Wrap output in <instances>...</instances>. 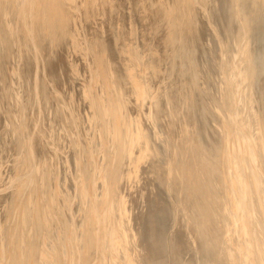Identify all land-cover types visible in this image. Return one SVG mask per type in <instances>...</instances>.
<instances>
[{"label": "rangeland", "instance_id": "rangeland-1", "mask_svg": "<svg viewBox=\"0 0 264 264\" xmlns=\"http://www.w3.org/2000/svg\"><path fill=\"white\" fill-rule=\"evenodd\" d=\"M235 62H241L243 73L237 79L242 90L234 94L237 121L251 122L245 126L251 130V143L241 148L231 132L233 103L227 100ZM137 108L140 119L134 115ZM140 126L150 133L152 153L150 146L144 150L140 146L146 133ZM263 132L264 0H0L2 264H47L49 255L55 263L48 264H133L134 259L122 252L139 258L136 253L144 247L164 259L171 247L172 254L186 255L185 264H238L233 248L243 242L245 220L235 216L241 211L233 200L237 190L231 180L237 158L249 164L255 154L264 188L259 144ZM151 155L158 158V179L144 168ZM69 170L71 178H77L75 194ZM246 174L253 202L245 211L251 210L255 238L264 254V194L255 190L253 178ZM174 175L176 188L168 184ZM94 180L104 220L115 226L116 207L125 216L110 241L105 228L96 225L87 201ZM184 197L193 202L192 211ZM212 234H218L220 243ZM91 249L104 254L90 255ZM261 252L253 264H264Z\"/></svg>", "mask_w": 264, "mask_h": 264}, {"label": "bare ground", "instance_id": "bare-ground-1", "mask_svg": "<svg viewBox=\"0 0 264 264\" xmlns=\"http://www.w3.org/2000/svg\"><path fill=\"white\" fill-rule=\"evenodd\" d=\"M22 1H24V0H22ZM95 1V0H94ZM150 1V0H149ZM164 1V0H163ZM83 2V1H82ZM97 2V1H96ZM111 2H113V1H111ZM154 2V1H153ZM162 2V1H161ZM235 2V1H234ZM64 3V2H63ZM85 3L86 2H84V5H85ZM95 3V2H94ZM98 3V2H97ZM100 3H103V2H101L100 1ZM120 1H119V5H120ZM123 3V2H122ZM121 3V4H122ZM138 3V2H137ZM136 3V4H137ZM140 3V2H139ZM165 3V2H164ZM167 3V2H166ZM236 3H238V2H236ZM188 4V3H187ZM83 5V4H82ZM97 5V4H96ZM125 5V4H124ZM138 5V4H137ZM154 5V4H153ZM160 5V4H159ZM162 5V4H161ZM40 6V5H39ZM78 6V5H77ZM140 6H141V3H140ZM143 6H144V4H143ZM148 6V5H147ZM155 6V5H154ZM154 6H153V8H154ZM97 7V6H96ZM99 7V6H98ZM159 7V6H158ZM236 7V6H235ZM56 8V7H55ZM76 8V7H75ZM100 8V7H99ZM108 8V7H107ZM152 8V7H151ZM237 9V8H236ZM44 10V9H43ZM79 10V9H78ZM84 10V9H83ZM145 10V9H144ZM150 10V9H149ZM153 10V9H152ZM159 10V8L156 10H154V11H158ZM167 10V9H166ZM139 11H140V8H139ZM163 11V10H162ZM168 11V10H167ZM174 11V10H173ZM77 12V11H76ZM75 12V13H76ZM83 12V11H82ZM153 12V11H152ZM165 12V11H164ZM163 12V13H164ZM238 12V11H237ZM33 13V12H32ZM156 13V12H155ZM167 13V12H166ZM170 13V12H169ZM106 14V13H105ZM171 14V13H170ZM238 14V13H237ZM32 15V14H31ZM159 15H161V14H159ZM158 15V16H159ZM67 16V15H66ZM109 16V15H108ZM79 17V16H78ZM238 17V16H237ZM58 18V17H57ZM62 18V17H61ZM72 18V17H71ZM239 19V18H238ZM243 19V18H242ZM76 21H77V19H76ZM240 21V20H239ZM89 26V25H88ZM71 27V26H70ZM74 27V26H73ZM76 27V26H75ZM66 30V29H65ZM76 30H79V29H77V27H76ZM129 31V30H128ZM71 32V31H70ZM249 32V31H248ZM249 35V34H248ZM131 36V35H130ZM245 36H247L246 34H245ZM69 37V36H68ZM242 37V36H241ZM70 38H72V37H70ZM80 38V37H79ZM246 38V37H245ZM84 40V39H83ZM243 40L244 39H242V41L241 42H243ZM74 41V40H73ZM81 41V40H80ZM136 42V41H135ZM97 43V42H96ZM247 44V43H246ZM105 45H106V43H105ZM242 45V44H241ZM240 45V46H241ZM107 46V45H106ZM246 46V45H245ZM133 47V46H132ZM135 47V46H134ZM238 48H239V45H238ZM240 48H243L244 49V47H240ZM82 50V49H81ZM83 51H84V49H83ZM82 51V52H83ZM86 51V50H85ZM102 51V50H101ZM105 52V51H104ZM107 52V51H106ZM105 52V54H107ZM86 53V52H85ZM89 53V52H88ZM85 55V54H84ZM88 55V54H87ZM108 55V54H107ZM101 56V55H100ZM139 56V55H138ZM89 57V56H88ZM77 58V57H76ZM81 58V57H80ZM101 58H102V56H101ZM141 57H139V59H140ZM84 59H85V57H84ZM142 59V58H141ZM75 60H77V59H74V61L73 62H75ZM82 60V59H81ZM86 60V59H85ZM151 60V59H150ZM111 61V60H110ZM81 62H83V61H81ZM86 62V61H85ZM101 62V61H100ZM112 62H110V64H111ZM241 62H235V76H233V74H231V75H229V76H233V90H232V88H231V84L232 83H230L229 84V80H227V82H225V84L227 85V84H229V90L231 91V93H230V96H227V100H230V104H232L233 103V107L230 105V104H228L229 106H231V114H229V118H230V122H231V128H232V130H231V132H233L232 134H233V136H235L237 139H239V148H241V145L242 146H245L246 144L247 145H249L250 143H251V140H252V137H250L249 136V130H245V126H249V124H251V122H249V120H247V125H245V122H244V124H242V123H240V121H239V124H238V121H237V110H235V108H237V96H234V94H235V92H237V90L239 89V90H242V89H240V87H238L239 85V80H237V79H239V77L240 76H242V72H241V69H239V64H240ZM76 64H77V62H76ZM81 64V63H80ZM85 64V63H84ZM108 64V63H107ZM72 65H73V63H72ZM85 65H87V64H85ZM106 65V64H105ZM148 65V64H147ZM74 66H77V65H74ZM83 66V65H82ZM109 66H111V65H109ZM231 66H233V63H231ZM231 66H229V70H231ZM101 67V66H100ZM105 67H107V66H105ZM74 68H76V67H74ZM90 68V67H89ZM92 68H93V66H92ZM91 68V69H92ZM222 68H223V66H222ZM98 70V69H97ZM91 71V70H90ZM222 71V76H223V70H221ZM92 72V71H91ZM95 72H97V71H95ZM99 72V71H98ZM97 72V73H98ZM109 72V71H108ZM116 72V71H115ZM94 74V73H93ZM103 74V76H104V73H102ZM91 76V75H90ZM99 76V75H98ZM101 76V75H100ZM113 76V75H112ZM111 76V77H112ZM117 76V75H116ZM226 76V75H225ZM225 76H223V78H225ZM110 77V78H111ZM105 78V77H104ZM251 78H253V76H251ZM251 78H250V80H251ZM104 80V79H103ZM107 83H108V81H107ZM110 83V82H109ZM108 83V84H109ZM97 84H98V82H97ZM99 85V84H98ZM238 85V86H237ZM93 86H94V84H93ZM101 86V85H100ZM99 86V87H100ZM103 86V85H102ZM235 86H236V90H235ZM98 87V88H99ZM91 90V89H90ZM102 90V89H101ZM93 91V90H92ZM100 92V91H99ZM111 92V91H110ZM88 93V92H87ZM245 93V92H244ZM94 94V93H93ZM237 94H239V92H237ZM86 95V94H85ZM89 97V96H88ZM187 97V96H186ZM191 98V97H190ZM193 98V97H192ZM96 99V98H95ZM89 100V99H88ZM102 100V99H101ZM185 100H186V98H185ZM251 100H253V94H251ZM103 101H104V99H103ZM201 101V100H200ZM200 101H199V103H200ZM113 102V101H112ZM113 105V104H112ZM158 106V105H157ZM104 107V106H103ZM90 108H91V105H90ZM116 108V107H115ZM159 108V107H158ZM92 109V108H91ZM110 110V109H109ZM157 110V109H156ZM113 112H114V110H113ZM117 112V111H116ZM97 115V114H96ZM133 115V114H132ZM134 115H136V117H139V119H140V115H139V109L137 108V109H134ZM96 117V116H95ZM106 117V116H105ZM117 117V114H116V116H115V118ZM121 119V118H120ZM124 119V118H123ZM114 120H116V119H114ZM119 120V119H118ZM227 120V119H226ZM117 121V120H116ZM135 121V120H134ZM115 123H117V122H115ZM123 123V122H122ZM119 123H117V125H118ZM128 124V123H127ZM122 125V124H121ZM116 126V125H115ZM186 126V125H185ZM257 126H259V124H257ZM177 127L179 128V129H183V127H182V123H180L179 121H177ZM244 127V128H243ZM140 128L141 129H145L146 130V133H145V135L140 139V146H142V150H144L145 148H147V147H149L150 146V143H151V141L149 140V135H150V133H149V131H147V129H146V126H140ZM160 128V127H159ZM117 129V128H116ZM189 129V128H188ZM193 130H195V126H193ZM117 131V130H116ZM124 131V130H123ZM223 131V130H222ZM243 131V132H242ZM251 131V130H250ZM125 132V131H124ZM179 132V131H178ZM118 133H119V131H118ZM173 133L174 132H172V130H171V136H173ZM251 134H253V132H250ZM235 134V135H234ZM248 134V135H247ZM117 135H119V134H117ZM170 136V135H169ZM233 136H231V142H233ZM119 138H120V136H119ZM169 139H170V137H169ZM260 140H259V144L261 145V150H262V153L264 154V132L262 133V135L260 136V138H259ZM118 141H119V139H118ZM171 141V140H170ZM193 141V140H192ZM181 142V141H180ZM183 142V141H182ZM30 143V142H29ZM176 144V143H175ZM245 144V145H244ZM30 145V144H29ZM238 145V144H237ZM25 146H27V145H24V147ZM183 146V145H182ZM191 146H195V144H193V142H191ZM236 146H235V144H233V150H235V152H234V154H235V156H239V154H237V148H235ZM183 148H184V146H183ZM181 149H182V147H181ZM228 149V148H227ZM26 150V149H25ZM178 150V149H177ZM229 150H231V146H229ZM239 150V149H238ZM251 150H253V146H251ZM28 151V150H27ZM159 151V150H158ZM260 151V150H259ZM26 152V151H25ZM149 152H151V146H150V151ZM184 152V151H183ZM253 152H255V150H253ZM27 153V152H26ZM26 153H25V155H26ZM133 153V152H132ZM146 153V152H145ZM152 153V152H151ZM171 153V152H170ZM247 153V158H249L250 157V155H249V152H246ZM260 153V152H259ZM32 154V153H31ZM135 155H139L140 153L139 152H137L136 151V153H134ZM241 154H242V156H243V154H244V152H243V150L241 149ZM25 155H23V156H25ZM190 155V154H189ZM200 155V154H199ZM260 155V154H259ZM31 156V155H30ZM132 156V155H131ZM147 156H149V155H147ZM151 156H153V155H151ZM235 156H233V157H235ZM241 156V157H242ZM27 157V156H26ZM145 157V156H144ZM194 157V156H193ZM244 157V156H243ZM140 158V157H139ZM153 158V159H152ZM150 157L149 159L147 158V161H145L146 163L144 164V168L145 169H147V172H146V174L147 175H149V174H151L153 177H156L157 179L159 178V173H158V165H159V162H157V160H158V158H156V157ZM196 158V157H195ZM205 158L206 157H204L203 159L205 160ZM222 158V157H221ZM256 158L255 157V154H253V156H251L250 157V159L248 160V162H249V164L248 163H245V160L243 159V158H241V162L239 161V158H237V162H239V164H238V169H236V174L232 177L231 175V177H232V183H231V186L233 187V189L234 190H237V193H236V191H235V197H234V202H237V206H238V208L240 209V211L241 212H239V214L238 213H235V212H233V213H235V216H237V218H241V215H242V218H244V220H245V222H244V225H243V222H242V235H243V242L241 243L240 241L239 242H237V246H236V248L234 247L233 248V250L235 249L236 251H234L235 252V255H236V257H237V262H238V264H253V262L254 261H256L255 259H253L254 257L255 258H258V256H259V252H261L260 250H259V244H258V241L256 240V238H255V223H254V217H253V215L251 214V210H249V211H245V208L246 209H250V204L253 202V197H251V195H250V192H249V190H247V182H246V176H247V174L246 173H248V174H250V175H248V177L250 176V177H252L253 178V183L255 184L254 185V188H255V190H257V192H262V194H264V188L262 187V179L260 178V175H257V173H256V169H257V163H256V161L254 160V159ZM263 158H264V155H263ZM29 159H30V157H29ZM29 159L27 160L28 162H29ZM127 159V158H126ZM191 159V158H190ZM198 159H200V161H201V159H202V157L200 158H198ZM234 159H236V158H234ZM31 160H33V158H31ZM195 160V159H194ZM257 160V159H256ZM25 161V160H24ZM190 161V160H189ZM197 161V160H196ZM199 161V160H198ZM199 161V162H200ZM206 161V160H205ZM260 161V160H259ZM77 162H79V160H77ZM91 162H93V160H91ZM194 162V161H193ZM202 162V161H201ZM207 162V161H206ZM236 162V163H237ZM30 163V162H29ZM29 163H26V164H29ZM162 163V162H161ZM195 163H197V164H199L198 162H195ZM222 163H223V161H222ZM248 164V165H247ZM135 165V164H134ZM182 165V164H181ZM194 165H196V164H194ZM260 165V164H259ZM30 166V165H29ZM130 166V165H129ZM139 166V165H138ZM176 166V165H175ZM199 166H200V164H199ZM199 166H198V168H199ZM264 166V165H263ZM31 167V166H30ZM132 167V166H131ZM135 167V166H134ZM68 168H69V165H68ZM93 168H95V164H93ZM133 168V167H132ZM132 168H130V169H132ZM197 168V167H196ZM235 168H237V164H236V166H235ZM249 168V169H248ZM29 169V168H28ZM125 169V168H124ZM127 169V168H126ZM182 169V168H181ZM201 169V168H200ZM33 170V169H32ZM139 170V169H138ZM148 170H150V171H148ZM231 170H233V168H231ZM263 170V169H262ZM24 171V170H23ZM98 171V170H97ZM124 171H126V170H124ZM133 171H134V169H133ZM136 171V170H135ZM140 171V170H139ZM195 171H198V170H195ZM200 171V170H199ZM222 171V170H221ZM26 172H27V170H26ZM77 172H79V164H77ZM93 172H95V170H93ZM120 172V171H119ZM188 172H189V170H188ZM206 172V171H205ZM97 173V172H96ZM140 173H142V170H141V172ZM174 173V172H173ZM195 173V172H194ZM193 173V174H194ZM133 174V173H132ZM134 174H135V172H134ZM175 174V173H174ZM178 174V173H177ZM260 174V173H259ZM28 175L29 174H27V177H28ZM141 175V174H140ZM191 174H189V176H190ZM242 175H245V177L244 176H242ZM97 176H99V174H97L96 175V177ZM176 175H174V176H172L171 178H170V180H168V178H167V180H168V184L170 185L169 187H172L173 186V188H176V186H178L176 183L178 182L177 181V179H176V177H175ZM179 176V175H178ZM188 176V177H189ZM206 176V175H205ZM259 176V177H258ZM149 177V176H148ZM181 177H182V175H181ZM192 177V176H191ZM204 177V176H203ZM31 178V177H30ZM69 178H71V170H69ZM146 178H147V176H146ZM187 178V177H186ZM100 179V178H99ZM123 179V178H122ZM245 179V180H244ZM9 180V179H8ZM135 180H137V179H135ZM143 180V179H142ZM166 180V181H167ZM206 180V179H205ZM230 180V179H229ZM12 181V180H11ZM16 181V180H15ZM139 181V180H138ZM152 181V180H151ZM182 181H184V179L182 180ZM187 181H188V179H187ZM189 181H190V179H189ZM227 181V180H226ZM230 181V182H231ZM248 181V180H247ZM71 182H73V194H75V188H77V184L75 183V182H77V178H75V180H73V178H71ZM94 182V183H93ZM93 182H91V186H92V190H93V193L92 194H89V195H87L88 197H87V201L89 202V204H90V207L93 209V211H92V213L94 214V220H95V222H96V225L100 228V227H104L105 229H104V233L106 234V240H108V241H110V240H113V238L114 237H116V235H117V233H116V231H119V227H118V223H119V221H122V220H124L125 219V216H124V213H121V212H119L118 211V209H117V207L115 208V207H112L113 209L115 208V210H117V213L115 214V216L113 217L114 218V220L116 221V224H115V226H112V225H109L108 224V221L106 220H104V217L101 215V213H100V207H99V199H98V197L100 196H97L98 194L96 193V191L95 190H97V188H98V184H97V180H94ZM153 182V181H152ZM186 182V181H185ZM196 182H197V179H196ZM256 182V183H255ZM9 183H10V180H9ZM100 183V182H99ZM147 183V182H146ZM180 183V182H179ZM189 183V182H188ZM192 183V182H191ZM194 183V182H193ZM251 183V182H250ZM249 183V184H250ZM12 184V183H11ZM11 184H10V186L8 185L7 187L6 186H3V188H8V187H11ZM19 184L21 185V184H24V182L23 183H21V182H19ZM143 184V183H142ZM141 184V185H142ZM181 184H183V183H181ZM185 184V183H184ZM183 184V185H184ZM187 184V183H186ZM206 184V183H205ZM115 186H113V187H115L116 189H118L119 188V184L118 183H115L114 184ZM146 185V184H145ZM149 185V184H148ZM148 185H147V187H148ZM151 185V184H150ZM225 185L227 186V184L225 183ZM251 185V184H250ZM22 186V185H21ZM20 186V187H21ZM100 186H103L102 184L100 185ZM142 186H144V185H142ZM140 187L139 185H137V187L139 188V190H138V188H136L139 192L140 191H142V193L144 192L143 191V187ZM182 186V185H181ZM185 186V185H184ZM190 186V185H189ZM196 186V185H195ZM194 186V187H195ZM112 187V188H113ZM146 187V186H145ZM144 187V188H145ZM152 187V186H151ZM151 187H149V188H151ZM179 187V186H178ZM188 187V186H187ZM252 187H253V185H252ZM24 188V187H23ZM103 188V187H102ZM152 188H154V187H152ZM2 189V188H1ZM0 189V190H1ZM114 189V188H113ZM147 189V188H146ZM181 189H182V187H181ZM189 189V188H188ZM249 189H250V187H249ZM131 190V189H130ZM153 190V189H152ZM172 190V189H171ZM175 190V189H174ZM183 190V189H182ZM2 191V190H1ZM0 191V192H1ZM99 191V190H98ZM89 192H91V189H89ZM136 193H137V191H135ZM138 192V193H139ZM131 194V193H130ZM144 194H146V193H143V195ZM252 195H253V192L251 193ZM2 195V194H1ZM141 195V194H140ZM202 196V195H201ZM156 197V196H155ZM264 196H261V198H263ZM111 198V197H110ZM180 198V197H179ZM185 198V200L184 201H187V206L188 207H190V209H191V211L193 210V208H192V205H194L193 204V202L192 201H190L189 200V197H184ZM259 198V197H258ZM156 199V198H155ZM86 200V199H85ZM117 200H119V199H117ZM152 200V199H151ZM183 200V199H182ZM264 200V199H263ZM71 202H73V198H71ZM103 202V201H102ZM182 202V201H181ZM142 203V202H141ZM264 203V202H263ZM120 204V203H119ZM112 205V204H111ZM163 205V204H162ZM253 205V204H252ZM255 205V204H254ZM259 205V204H258ZM118 206V205H117ZM150 206V205H149ZM73 207V206H72ZM75 208V207H74ZM207 208V207H206ZM259 208V207H258ZM261 208V207H260ZM71 209H73V208H71V204H69V212H71L72 210ZM148 209V208H147ZM111 210V209H110ZM121 210V209H120ZM196 210H199V209H195L194 211H196ZM254 210V209H253ZM42 211V210H41ZM121 211H123V210H121ZM202 211V210H201ZM233 211H234V209H233ZM36 212V211H35ZM34 212V213H35ZM85 212V211H84ZM179 212V211H178ZM199 212V211H198ZM72 213V212H71ZM106 213V212H105ZM111 213L113 214L114 212H112L111 211ZM193 214L195 213V212H192ZM214 213V212H213ZM218 213V212H217ZM37 214V213H36ZM35 215V214H34ZM38 215V214H37ZM36 215V216H37ZM105 215V214H104ZM206 215V214H205ZM209 215H211V214H209ZM233 215V214H232ZM69 216H71V214H69ZM111 216V215H110ZM180 216V215H179ZM198 216H201V214H199ZM207 216V215H206ZM234 216V215H233ZM263 217H264V208H263V215H262ZM149 217H151V216H149ZM197 217V216H196ZM210 217V216H209ZM71 218H73V216H71ZM108 219H109V216L107 217ZM171 218V217H170ZM221 218V217H220ZM38 220V218L37 217H35V220ZM87 219V218H86ZM112 219V218H111ZM153 219V218H152ZM206 220V219H205ZM264 220V219H263ZM176 221V220H175ZM180 221V220H179ZM196 220H194V222H195ZM155 222V221H154ZM199 222V221H198ZM37 224H39L38 222H36ZM114 223V222H113ZM125 223V222H124ZM127 223V222H126ZM129 223V222H128ZM130 223H131V221H130ZM177 223V222H176ZM214 223V222H213ZM197 223H195V225H196ZM212 224V223H211ZM225 224V223H224ZM237 224V223H236ZM240 224V223H239ZM41 225V224H40ZM151 225V224H150ZM213 225V224H212ZM39 226V225H38ZM112 226V227H111ZM129 226V225H128ZM147 227V226H146ZM145 227V228H146ZM220 227V226H219ZM71 228H72V231H73V234H75V228H73V220H71ZM129 228H130V226H129ZM181 227H179V229H180ZM192 228H194V226L192 227ZM191 228V229H192ZM207 228V227H206ZM205 228V229H206ZM209 228V227H208ZM196 228H194V230H195ZM202 229V228H201ZM235 229H238V228H236L235 227ZM90 230V229H89ZM151 231V230H150ZM153 231V230H152ZM155 231V230H154ZM192 231H193V229H192ZM192 231H191V233H192ZM217 231V230H216ZM88 232V231H87ZM136 232V231H135ZM178 232V231H177ZM176 232V233H177ZM211 232V231H210ZM209 232V233H210ZM147 233V232H146ZM213 233V232H212ZM119 234V233H118ZM152 234V233H151ZM197 234V233H196ZM240 234V233H239ZM214 235V236H213ZM218 235V234H217ZM217 235H215V234H212V240H214V242H217L218 241V238H219V236H217ZM238 235V234H237ZM146 236H147V234H146ZM145 236V237H146ZM150 236V235H149ZM207 236V235H206ZM215 236H217V239H216V241H215ZM129 237V236H128ZM139 237V236H138ZM137 237V238H138ZM155 237V236H154ZM178 237V236H177ZM205 237V236H204ZM102 238H103V236H102ZM147 238H149L148 236H147ZM119 239V238H118ZM117 239V240H118ZM139 239V238H138ZM157 239V238H156ZM46 240V239H45ZM73 240H75V236H73ZM128 240H130V239H128ZM145 240V239H144ZM149 240V239H148ZM192 240V239H191ZM138 241V240H137ZM153 241V240H152ZM209 241V240H208ZM95 242H97V240H95ZM100 242V241H99ZM104 242V241H103ZM130 242V241H129ZM133 242V241H132ZM180 242V241H179ZM204 242V241H203ZM213 242V245H215L216 243H214ZM219 243H220V241H218ZM45 243H47V241H45ZM106 243V242H105ZM131 243V242H130ZM137 243H139V242H137ZM137 243L135 244V245H137ZM148 243H149V241H148ZM160 243V242H159ZM209 243V242H208ZM50 244H51V242H50ZM132 244V243H131ZM130 244V245H131ZM150 244V243H149ZM152 244V243H151ZM161 244V243H160ZM195 244V243H194ZM194 244H192V245H194ZM100 245V243H98V246ZM104 245V244H103ZM113 245V244H112ZM111 244H110V246H112ZM133 246V247H135L136 248V246ZM139 245V244H138ZM146 246H148L147 244H145ZM49 246V245H48ZM52 246H53V244H52ZM222 246V245H221ZM44 247V246H43ZM54 247V246H53ZM53 247H51V248H53ZM128 247V245H126V247H125V249ZM132 247V246H131ZM130 247V248H131ZM149 247V246H148ZM151 247V246H150ZM173 247V246H172ZM183 247V246H182ZM195 247H197V246H195ZM201 247V246H200ZM45 248V247H44ZM43 248V249H44ZM48 247H47V245H46V249H47ZM129 248V247H128ZM138 248H139V246H138ZM173 248H175V246L173 247ZM187 248H188V246H187ZM46 249H44V251H48V250H46ZM99 249V248H98ZM106 249V248H105ZM104 249V250H105ZM112 249V248H111ZM114 249V248H113ZM133 249V248H132ZM200 249V248H199ZM263 249V248H262ZM101 250L102 249H100V252H99V250H97V251H95V250H93V249H91V253H90V255H92V254H99V255H101V254H104V253H101ZM107 250H109V248H107ZM118 250V249H117ZM130 250V249H129ZM163 250H165V248L163 249ZM203 250V249H202ZM208 249H206V251H207ZM114 251V250H113ZM133 251L134 252H137V250L135 251L134 249H133ZM175 251H178V250H175ZM195 251V250H194ZM221 251V250H220ZM223 251V250H222ZM53 251H51V253H52ZM99 252V253H98ZM127 252V253H126ZM179 252H181V251H179ZM205 252V251H204ZM114 253V252H113ZM116 253V252H115ZM124 255H126V257H127V259H129V260H131V258H133L134 260V262L135 263H133L132 261V263L133 264H138V263H140V264H164V261L165 262H167V264H170V262H171V264L172 263H174V264H185L186 263V259H184V257L186 256H178L177 254H175L174 255V253L172 254V248L171 247H169V253H168V255H167V257L164 259V257L163 258H158V257H156L154 254H153V250H148L146 247H144V249L142 250V251H140V252H137L136 254H138V256H139V258H137V257H134V255L132 254V253H130L129 251H125V252H122ZM161 253V252H160ZM163 253V252H162ZM178 253V252H177ZM47 254V253H46ZM46 254H45V256H46ZM53 254V253H52ZM109 254H111V252H109ZM135 254V255H136ZM180 254V253H179ZM261 254H263V252H261ZM107 255V254H106ZM117 255V254H116ZM122 255V254H121ZM158 255V254H157ZM162 255V254H161ZM234 255V256H235ZM48 256V255H47ZM46 256V257H47ZM115 256V255H114ZM119 256V255H118ZM164 256V255H163ZM263 256H264V254H263ZM48 257H50V262L52 263H55L54 262V258H52V255H49ZM123 257V256H122ZM260 257V256H259ZM118 258V257H117ZM192 258V257H191ZM190 258V259H191ZM45 259H47V258H45ZM44 259V260H45ZM49 259V258H48ZM52 259H54V260H52ZM259 259V258H258ZM93 260H95V256H93ZM106 259L105 258H103L102 259V261H105ZM120 260V259H119ZM221 260V259H220ZM40 261V260H39ZM47 261V260H46ZM49 261V260H48ZM107 261H108V259H107ZM1 262V261H0ZM41 262H43V261H41ZM50 262H47V264L48 263H50ZM112 262V261H111ZM257 262V261H256ZM43 263H45V262H43ZM42 263V264H43ZM216 263V262H215ZM259 263V262H258ZM1 264H2V262H1ZM91 264H93V262H91ZM98 264V263H97ZM107 264H108V262H107ZM207 264H208V262H207Z\"/></svg>", "mask_w": 264, "mask_h": 264}]
</instances>
